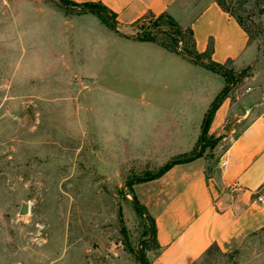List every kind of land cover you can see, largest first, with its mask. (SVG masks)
<instances>
[{"label":"rangeland","instance_id":"374dc122","mask_svg":"<svg viewBox=\"0 0 264 264\" xmlns=\"http://www.w3.org/2000/svg\"><path fill=\"white\" fill-rule=\"evenodd\" d=\"M217 1L247 30L254 60L241 71L224 65L233 80L218 69L225 89L208 106L189 107L196 120L186 139L169 140L164 125H152L165 109L149 106L153 90L163 95L164 77L134 68L135 51L117 46L100 77L95 45L72 33L86 14L117 32L101 5H87L98 10L91 13L59 0H0V264L153 263L154 237L140 259L138 249L152 227L146 193L156 190L146 185L178 163L212 158L239 125L225 129L228 121L264 112V0ZM130 32L192 53L190 28L167 15H147ZM221 96L232 113L212 131L218 103L199 152ZM195 264H264V231L214 246Z\"/></svg>","mask_w":264,"mask_h":264},{"label":"crops","instance_id":"0c3cea01","mask_svg":"<svg viewBox=\"0 0 264 264\" xmlns=\"http://www.w3.org/2000/svg\"><path fill=\"white\" fill-rule=\"evenodd\" d=\"M67 1L73 10L97 13L87 5L99 4L115 16L117 32L92 19L94 15L74 21L72 33L95 45L91 53L100 60V77L116 46L135 51L134 68L146 69L149 77H164L163 95L153 90L149 106L165 109L152 125L156 129L164 125L169 140L186 139L187 123L196 120L188 119L189 107L202 109L225 89L226 79L213 64L241 71L255 57L247 30L217 0ZM147 15H167L180 27H189L192 53L156 39H136L143 36L133 35L131 27ZM219 103L212 131L226 123L233 110L230 97ZM237 122L234 131L218 142L212 158L178 163L146 185L156 190L146 193L156 231L152 264H195L214 246L228 249L243 237L264 231V202L256 199L264 189V112L236 116L224 128Z\"/></svg>","mask_w":264,"mask_h":264},{"label":"water","instance_id":"95a60500","mask_svg":"<svg viewBox=\"0 0 264 264\" xmlns=\"http://www.w3.org/2000/svg\"><path fill=\"white\" fill-rule=\"evenodd\" d=\"M59 1H60L64 6L68 7V4H66L63 0H59ZM91 11H92V12H97L98 10H97V9H91ZM101 11L107 14V16L109 17V19L112 21L114 27L117 28V23H116L115 19L112 17V15H111L110 13L106 12V11H103V10H101ZM123 35L126 36V37L131 38L130 36H128V35H126V34H123ZM152 38H153V37H144V36H143V37H136V39H140V40H150V39H152ZM182 52H183V51H182ZM183 53H185V52H183ZM221 70L224 71V73H226V75H228V76L232 79L231 75H230L228 72H226L224 68H222ZM232 80H233V79H232ZM222 98H223L222 96L219 97V98L213 103V105L211 106V108L209 109V111H208V113H207V115H206V118H205V120H204V123H203V125H202V129H201V136H200V151H199V152H201V150H202L203 138H204V133H205V130H206V126H207L208 120H209V118H210L212 112L215 110L216 106L218 105V103L222 100ZM228 128H229V124L226 125L225 129H228ZM195 156L198 157V154L195 155ZM190 158H191V157L181 158V159L172 160V161L166 163L163 167H161V168L159 169V171H157V172L151 177V179L155 178L158 174H160V173H161V172H162V171H163L168 165H170V164H172V163H175V162H178V161L189 160ZM133 179H134V178L129 179V180L127 181L126 184H128V183H129L130 181H132ZM28 210H29L28 203H26V202L23 203L22 208H21V213H22V214H26V213H28ZM152 238H153V231H152V227H151V228H150V235H149V237L146 238V239H143V240L141 241V243L139 244V246H138V249H139V259H140L141 255H142V247H141L142 244H143L144 242H148V241H150Z\"/></svg>","mask_w":264,"mask_h":264},{"label":"trees","instance_id":"16d2710c","mask_svg":"<svg viewBox=\"0 0 264 264\" xmlns=\"http://www.w3.org/2000/svg\"><path fill=\"white\" fill-rule=\"evenodd\" d=\"M63 1H64L66 4H69V1H67V0H63ZM218 2H219V4H220V5H221L226 11L230 12L229 9L226 8V7H225L220 1H218ZM102 10L107 12V10H106L104 7H103ZM230 13H231V12H230ZM231 14H232V13H231ZM232 15H233V14H232ZM233 16H235V15H233ZM112 17L115 18L114 15H112ZM235 17H236V16H235ZM236 18H237V17H236ZM237 19H238V18H237ZM238 20H239V19H238ZM190 53H191V52H190ZM211 67H212V68H217V69H220V70L223 68V66L218 65V64H213ZM229 74H230V73H229ZM230 75H231V74H230ZM232 79H233V78H232ZM232 79H231V80H232ZM210 117H211V116H210ZM209 119H210V118H209ZM208 123H209V120H208ZM208 123H207V125H208ZM206 128H207V126H206ZM205 131H206V130H205ZM167 167H169V165H168ZM167 167H166V168H167ZM166 168H165V169H166ZM165 169H164V170H165ZM164 170H163V171H164ZM152 231H153V236H155V232H156V231H155V227H154L153 219H152ZM154 238H155V237H154Z\"/></svg>","mask_w":264,"mask_h":264},{"label":"built area","instance_id":"2783aa9c","mask_svg":"<svg viewBox=\"0 0 264 264\" xmlns=\"http://www.w3.org/2000/svg\"><path fill=\"white\" fill-rule=\"evenodd\" d=\"M226 161H222V164L224 165ZM257 201L260 203L264 202V189H261L260 191L257 192Z\"/></svg>","mask_w":264,"mask_h":264}]
</instances>
